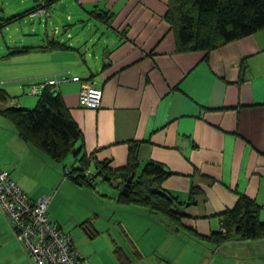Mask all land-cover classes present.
I'll use <instances>...</instances> for the list:
<instances>
[{
	"label": "crops",
	"instance_id": "1",
	"mask_svg": "<svg viewBox=\"0 0 264 264\" xmlns=\"http://www.w3.org/2000/svg\"><path fill=\"white\" fill-rule=\"evenodd\" d=\"M19 1L4 0L1 11L12 16L13 11L47 2L50 15L40 19L45 24L49 17L59 23L60 12L69 20L74 15L82 30H102L93 39L89 32L80 33L79 47H53L60 29L55 25L59 29L44 44L19 49L17 54L29 52L33 67L2 84L14 92H7L0 107L10 102L29 105L25 84L35 81L42 89L48 78H56L58 83L51 86L83 132L77 158L85 153L91 161H107L121 181L120 171L136 143L138 171L149 160L171 171L162 187L176 197L173 207L180 219L119 199L112 204L120 211H111V216L61 211L76 203L78 192L83 196L84 185L64 173L67 162L27 142L1 113L0 170L33 200L52 195L50 219L69 233L92 264H264V237L243 239L232 232L220 243L212 237L222 230L221 215L242 194L258 204L264 221V28L210 51H178L165 17L168 0ZM30 24L38 34L40 29ZM62 25L69 29L66 21ZM74 75L102 88L99 107L80 105L81 82L72 80ZM98 177L105 179L96 175L94 180ZM74 217L89 225L94 240L77 232ZM0 264H34L1 207Z\"/></svg>",
	"mask_w": 264,
	"mask_h": 264
},
{
	"label": "trees",
	"instance_id": "2",
	"mask_svg": "<svg viewBox=\"0 0 264 264\" xmlns=\"http://www.w3.org/2000/svg\"><path fill=\"white\" fill-rule=\"evenodd\" d=\"M42 7L48 9V3L41 2L25 12L9 16L7 22H0V29ZM95 15L102 19L106 17L101 12H96ZM165 17L173 30L178 51H210L264 28V0H168ZM52 46H64V43L57 41ZM27 49L28 47L24 50ZM8 97L7 91L0 88V102L4 103ZM0 113L13 123L23 139L56 161L63 162L70 153L79 154L77 143L83 141V132L61 94L51 85H44L33 108L2 105ZM72 167V173L67 176L81 185H94V177L101 175L109 181L115 180L119 183V201L180 219L179 211L173 207L176 197L162 187L163 180L171 171L155 160L147 161L138 171L136 143L131 144L127 164L120 171L121 181L108 169L107 161H91V156L85 153L80 156L78 165L73 164ZM87 169L94 171L92 179L85 176ZM130 177L132 181L128 191L124 193L121 191L122 184ZM221 216L222 230L212 233L218 243L228 239L232 232H236L243 239L264 237V221L259 219V206L244 194L232 209ZM86 228L92 233L89 225Z\"/></svg>",
	"mask_w": 264,
	"mask_h": 264
},
{
	"label": "built area",
	"instance_id": "3",
	"mask_svg": "<svg viewBox=\"0 0 264 264\" xmlns=\"http://www.w3.org/2000/svg\"><path fill=\"white\" fill-rule=\"evenodd\" d=\"M32 16L47 17L45 7L35 10ZM81 82L79 103L83 107L97 108L101 104L103 90L92 81L79 75L71 77ZM59 80L48 78L44 85H55ZM41 84L33 83L31 92L38 94ZM72 165L64 168V173H72ZM88 179L94 171L84 172ZM51 194H44L37 200L31 199L26 192L10 177L6 170H0V207L10 219L17 239L25 247L34 264H92L73 243L71 236L60 224L50 219L48 207Z\"/></svg>",
	"mask_w": 264,
	"mask_h": 264
},
{
	"label": "rangeland",
	"instance_id": "4",
	"mask_svg": "<svg viewBox=\"0 0 264 264\" xmlns=\"http://www.w3.org/2000/svg\"><path fill=\"white\" fill-rule=\"evenodd\" d=\"M16 1H17L16 2L17 4L20 3L19 0H16ZM3 3H4V0H0V22L1 23L7 22L6 20L9 18L8 12H7V15H5L1 11ZM14 5L16 4L14 3ZM4 7H5V11H7L8 7H6L5 5ZM25 9L26 8H22V9L13 11L14 12L13 14H18V12H21V10L23 11ZM58 10L59 9L52 7V11L57 12ZM59 15L61 17L59 23H53L51 20V17H49L48 24H45L44 19L40 21L38 17H31V19L26 22L23 21L21 23H16L15 21L13 23H9L3 26L0 29V88L9 92L6 89L7 88L6 84L5 85H2V84H4V82L8 80L13 79L19 73L31 71L33 67L32 62L31 63L29 62L31 58L27 55L29 54V52H24L21 54H17V53L20 51H24L26 47L38 46V45L40 46L44 44V42H46L45 39L47 38V36L54 34L59 28L60 29L55 34L58 36L57 41L64 43V46L74 47V44H77V47H79L82 42V39L81 41L79 39V35L80 33H83V32H85L84 33L85 36H87L89 32V36L92 39L93 37L96 36V34L98 35L101 34L102 29L100 28H97L95 31L91 30L90 27H87L88 29L82 30V27L78 26V21L76 20L74 15H73L72 20H69L66 18L67 17L66 13L59 12ZM63 20L67 22V25L70 24L69 27L67 26L69 29H66L62 25ZM55 21L58 22V20H55ZM30 22H33L34 25H36L40 29L39 31H37L38 34H35L36 31L35 29H32L33 26L30 24ZM55 25H58L60 27L57 29ZM26 26H29L28 30ZM68 33L69 35H67ZM27 35H30V36H27ZM60 38H63V39H60ZM90 43H91L90 45V48H91L93 45V42L91 41ZM16 44H20V45H16ZM16 46H20V47L16 48ZM84 57H87V56L84 55ZM33 82L35 81H31L30 83L28 81V83L25 84V89H24L25 90L24 98L31 99V100L26 101L29 105H21V106L33 108L36 104L34 103V100H36L37 102V98L41 94L43 88L39 91L38 94H33L31 92V84ZM4 86H6V88ZM10 92H14V91L10 90ZM10 92L9 94H11ZM21 103L24 104L22 100H21ZM10 104L16 105L17 103L10 102ZM3 106H5V104H3ZM77 157L78 155L70 153L65 158L64 162L65 163L67 162L68 165L74 164L75 166H77L79 163L78 162L79 159ZM60 165L62 164L60 163ZM124 184L125 182L122 184V186ZM82 189L83 190L81 191H83V196L81 195L80 192H78L79 198L76 196L74 197V199L76 200V203H70L69 205H67L68 207L64 205V208L61 209V211H84L85 214L88 213V215H91L90 211H98L101 213L104 212V213L110 214V216H111V211H112V215L115 213L114 212L115 209L116 211H120L118 210L119 208H115L114 205L112 204L118 201L119 188L116 187L111 181L98 177L94 181V185L87 184V185H84ZM139 207H142V206H139ZM116 217L117 216H114V218L112 217V220L115 221ZM74 218L77 221V218L76 217ZM91 221L93 222V219H91ZM83 222L84 221H81V219L77 221V232L79 233L83 231L84 233H86V235L89 238H91V235L88 229L86 228L87 224H84ZM104 235H107V231L104 232ZM93 238L94 237H92L91 240H94ZM95 239H97L95 240V243L100 244V241L102 240V234H99V236L97 238L95 237Z\"/></svg>",
	"mask_w": 264,
	"mask_h": 264
},
{
	"label": "water",
	"instance_id": "5",
	"mask_svg": "<svg viewBox=\"0 0 264 264\" xmlns=\"http://www.w3.org/2000/svg\"><path fill=\"white\" fill-rule=\"evenodd\" d=\"M74 149L72 150V152ZM132 181V177L128 178L125 184L121 187V191L126 193L128 191V187L130 186V182ZM116 187H119V183L115 180L111 181Z\"/></svg>",
	"mask_w": 264,
	"mask_h": 264
}]
</instances>
